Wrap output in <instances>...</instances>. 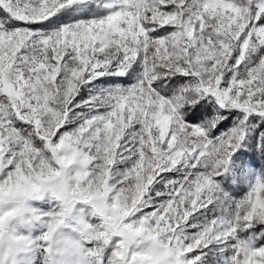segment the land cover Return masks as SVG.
Listing matches in <instances>:
<instances>
[{
    "label": "snow or ice",
    "instance_id": "obj_1",
    "mask_svg": "<svg viewBox=\"0 0 264 264\" xmlns=\"http://www.w3.org/2000/svg\"><path fill=\"white\" fill-rule=\"evenodd\" d=\"M0 264H264V0H0Z\"/></svg>",
    "mask_w": 264,
    "mask_h": 264
}]
</instances>
